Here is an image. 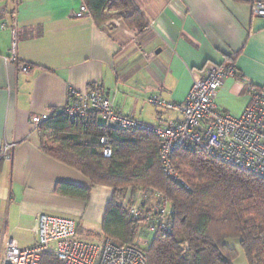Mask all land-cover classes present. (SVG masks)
<instances>
[{
  "label": "crops",
  "instance_id": "crops-1",
  "mask_svg": "<svg viewBox=\"0 0 264 264\" xmlns=\"http://www.w3.org/2000/svg\"><path fill=\"white\" fill-rule=\"evenodd\" d=\"M133 1L151 25L147 31L117 22L98 28L91 17L76 16L82 0H0V155L13 144L0 172V233L35 240L36 219L46 214L73 220L81 241H100L113 190L91 186L43 154L30 124L32 116L65 108L70 89L100 85L121 114L160 126L177 121L179 113L147 100L183 104L204 71L227 58L237 76L219 90V110L239 117L249 89L264 90V18L253 16L248 3ZM13 32L16 63L8 60ZM17 64L30 69L23 73ZM58 183L89 188V200L55 194Z\"/></svg>",
  "mask_w": 264,
  "mask_h": 264
},
{
  "label": "trees",
  "instance_id": "trees-1",
  "mask_svg": "<svg viewBox=\"0 0 264 264\" xmlns=\"http://www.w3.org/2000/svg\"><path fill=\"white\" fill-rule=\"evenodd\" d=\"M98 28L119 23L139 32L148 25L133 0H82ZM228 63L232 60L227 58ZM40 149L89 180L113 190L101 233L119 245H131L137 229L123 208L136 192L163 194L171 207L172 229L157 232L144 250L147 264H233L237 254L226 239L237 240L248 264H264V180L183 148L172 154L174 170L185 185L166 179L158 158V140L141 131L107 127L98 117L71 123L54 110L39 127ZM107 136L112 156L104 158L99 138ZM2 159L0 155V172ZM55 194L87 202L89 188L58 183ZM41 264H59L44 255Z\"/></svg>",
  "mask_w": 264,
  "mask_h": 264
},
{
  "label": "built area",
  "instance_id": "built-area-1",
  "mask_svg": "<svg viewBox=\"0 0 264 264\" xmlns=\"http://www.w3.org/2000/svg\"><path fill=\"white\" fill-rule=\"evenodd\" d=\"M241 1L249 4L253 16L264 18V0ZM76 16L89 17L84 3L79 6ZM1 26L6 27L5 24ZM150 27V24L146 25L141 32ZM8 60L17 62L14 32ZM17 69L27 73L30 68L17 64ZM236 76L237 71L232 64L210 66L193 83L183 104H165L155 97L149 98V104L179 113L177 121L165 126L121 114L100 85L86 90L70 89L68 103L62 111L71 123L98 117L112 129L152 134L159 143L158 158L163 176L186 190L188 187L177 176L172 162V154L179 148L203 153L208 158L264 180V90L249 89V104L239 117L219 110L215 104L226 80ZM48 118L49 114L32 116L30 124L33 131L38 132ZM98 143L102 157L110 158L113 152L109 138L103 136ZM12 149L13 144H10L1 150L3 161L11 160ZM151 201L154 204L147 207ZM123 208L137 233L154 235L172 229L170 203L156 190L139 189L132 204L125 202ZM76 231L73 220L40 214L33 230L35 240L32 244L27 238L0 233V264H41L44 255H49L59 264H147L144 250L149 242L139 233L131 245H119L105 237L95 243L84 242L77 238Z\"/></svg>",
  "mask_w": 264,
  "mask_h": 264
},
{
  "label": "rangeland",
  "instance_id": "rangeland-1",
  "mask_svg": "<svg viewBox=\"0 0 264 264\" xmlns=\"http://www.w3.org/2000/svg\"><path fill=\"white\" fill-rule=\"evenodd\" d=\"M98 121L99 122H102L100 119H98ZM138 233L140 235H143V237L146 238L148 242L152 241V239H153V235H151V234H145L144 232H140V231ZM98 236H99V239L100 240L103 238L102 235H101V233H98ZM25 238L28 239V243L29 244H32L34 242V240L32 238H29V237H25ZM225 243L229 247H233L235 249V251H236L237 256H236L233 264H248L247 261H246V258L244 256L243 251L241 250L240 246L238 245L237 240H234V239H226L225 240Z\"/></svg>",
  "mask_w": 264,
  "mask_h": 264
}]
</instances>
